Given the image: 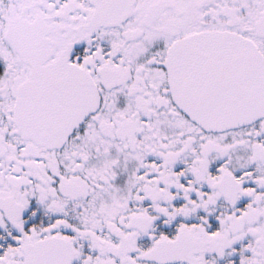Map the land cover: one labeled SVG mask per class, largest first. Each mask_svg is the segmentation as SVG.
I'll return each instance as SVG.
<instances>
[{"label": "snow or ice", "instance_id": "1", "mask_svg": "<svg viewBox=\"0 0 264 264\" xmlns=\"http://www.w3.org/2000/svg\"><path fill=\"white\" fill-rule=\"evenodd\" d=\"M0 264H264V0H0Z\"/></svg>", "mask_w": 264, "mask_h": 264}]
</instances>
